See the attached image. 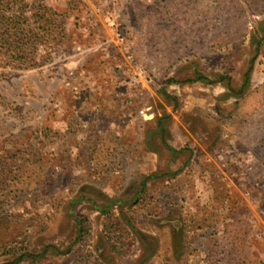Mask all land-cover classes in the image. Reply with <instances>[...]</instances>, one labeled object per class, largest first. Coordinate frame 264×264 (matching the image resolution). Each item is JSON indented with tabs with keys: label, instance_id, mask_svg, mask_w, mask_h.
<instances>
[{
	"label": "rangeland",
	"instance_id": "374dc122",
	"mask_svg": "<svg viewBox=\"0 0 264 264\" xmlns=\"http://www.w3.org/2000/svg\"><path fill=\"white\" fill-rule=\"evenodd\" d=\"M82 2L52 62L0 67V241L77 264L75 215L92 234L80 264H264V0ZM150 114L175 125L154 171L120 138ZM143 189L158 201L132 227Z\"/></svg>",
	"mask_w": 264,
	"mask_h": 264
},
{
	"label": "trees",
	"instance_id": "16d2710c",
	"mask_svg": "<svg viewBox=\"0 0 264 264\" xmlns=\"http://www.w3.org/2000/svg\"><path fill=\"white\" fill-rule=\"evenodd\" d=\"M166 2L167 0H164L163 3ZM82 5V0H0V67L26 70L52 62L53 51L58 48L57 46L71 41L72 34L67 24L72 13L75 10L79 11ZM150 7L147 13L150 10L153 15L154 12L159 13L165 8L158 5L157 10L154 11ZM263 100L262 98L261 102ZM237 111L241 112L239 108ZM237 121L240 125L235 132L241 134L248 128V123L253 122V118H249L245 113L241 118H237ZM47 136L46 129L37 132L40 143L44 142ZM38 181L40 183L42 179L39 178ZM151 195H153L151 192L143 189L140 196L129 203L130 215L125 219L132 227H135L139 221L138 206L148 211L156 206L154 204L158 201V197ZM79 200L74 198L71 205L78 203ZM110 204L97 207L106 215L100 240L116 249L115 241L118 238L116 233L120 231L123 223L121 219L110 213ZM74 217L76 248L72 254L76 257V263L80 264L87 258L83 251L90 245L92 234L85 218L75 215ZM27 258H32L35 264L37 260H41L43 264H54L50 257H46L44 251L38 254L31 253L21 232L0 241V264H26L23 260Z\"/></svg>",
	"mask_w": 264,
	"mask_h": 264
},
{
	"label": "crops",
	"instance_id": "0c3cea01",
	"mask_svg": "<svg viewBox=\"0 0 264 264\" xmlns=\"http://www.w3.org/2000/svg\"><path fill=\"white\" fill-rule=\"evenodd\" d=\"M147 116L143 115L142 119L136 118V130L131 135L124 133L120 138L123 141L125 147H132V150L137 154V149L139 154L144 157V162L141 166L142 170L154 171L161 168V164H165L167 158H163L162 153L168 152L170 149L168 144V138L164 139L166 135L174 133L175 128L174 124L168 126V120L159 121V118L156 119L155 114H150L149 119H145ZM162 123V124H161ZM164 124V125H163ZM161 125L164 126L162 134L151 133V130H157ZM160 135V136H159ZM174 135V134H173ZM240 133H237V137ZM168 137V136H167ZM141 159V157H140ZM163 162V163H162ZM167 167V164H165Z\"/></svg>",
	"mask_w": 264,
	"mask_h": 264
}]
</instances>
